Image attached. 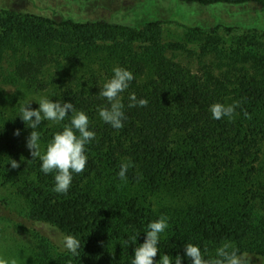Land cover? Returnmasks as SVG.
Here are the masks:
<instances>
[{
  "label": "trees",
  "instance_id": "obj_1",
  "mask_svg": "<svg viewBox=\"0 0 264 264\" xmlns=\"http://www.w3.org/2000/svg\"><path fill=\"white\" fill-rule=\"evenodd\" d=\"M179 1L264 7V0ZM164 23L135 29L103 19L0 11V208L12 217L0 211V220L49 224L81 245L73 256L35 234L30 264H132L147 225L161 215L169 227L156 261L180 255L182 264H191L185 244L214 256L225 241L264 261V28L176 24L184 45L161 42ZM186 43L198 52L195 68L168 53L185 52ZM115 67L134 75L120 94L127 119L119 130L99 116L110 106L99 93ZM132 93L147 106L129 107ZM41 97L71 102L96 134L86 145V168L73 173L66 194L53 190L56 173L42 172L26 146L33 129L20 109L27 101L38 109ZM234 101L240 107L232 120L212 118L211 105ZM71 116L41 121V154ZM9 159L20 167L13 169ZM129 159L124 182L118 172Z\"/></svg>",
  "mask_w": 264,
  "mask_h": 264
},
{
  "label": "clouds",
  "instance_id": "obj_2",
  "mask_svg": "<svg viewBox=\"0 0 264 264\" xmlns=\"http://www.w3.org/2000/svg\"><path fill=\"white\" fill-rule=\"evenodd\" d=\"M114 75L111 79L103 84L100 90V96L106 98L110 106L101 107L99 109L100 118L114 129H121L124 120L127 119L124 112V104L122 103L121 93L128 87L129 83L134 79L131 71L115 67ZM129 107H146L148 101L146 99L137 100L135 93L129 96ZM31 101L25 102L20 109V118L33 129L27 138V148L30 150L33 158L39 157L41 160V171L45 174L55 172L54 191L66 194L73 180V173H82L87 165L88 157L86 155V145L95 139V132L89 130L90 120L84 111H77L71 102H62L57 100L53 102L48 97H41L38 109H32ZM240 107V101H234L231 104L214 103L210 107L212 118L220 120L227 117L232 120L238 113L236 109ZM72 113L69 124L63 126V130L54 134L52 140L47 144L46 151L41 154L40 151V133L36 131L40 127L41 121L62 122ZM246 118H251L247 111H244ZM34 117V119H33ZM20 130L17 129L14 135H19ZM9 163L13 169L19 168L20 164L9 159ZM133 167L131 160L121 163L118 177L121 181L127 182V172ZM169 217L161 215L159 219L147 225L146 239L139 244L134 251V259L132 264H182V257L177 255L174 259L171 255H161L159 261L155 260L160 251L158 245L160 236L169 227ZM55 228V226H52ZM136 240V237H133ZM127 243V241H125ZM80 240L74 235H65L63 237V247L73 256L79 255ZM184 254L190 258L191 264H250L251 257L247 252L241 253L239 249L230 241H225L215 250L213 256L205 248L203 251L198 245L185 244ZM0 264H17L16 259H6L0 257Z\"/></svg>",
  "mask_w": 264,
  "mask_h": 264
},
{
  "label": "rangeland",
  "instance_id": "obj_3",
  "mask_svg": "<svg viewBox=\"0 0 264 264\" xmlns=\"http://www.w3.org/2000/svg\"><path fill=\"white\" fill-rule=\"evenodd\" d=\"M7 10L16 15L38 14L72 17L78 21L103 19L113 23L129 25L135 29L142 28L146 23L162 20L161 42L183 43L184 31L176 24L188 26L210 27L215 24L232 26L254 25L264 28V7L253 3L241 5L212 4L201 6L187 4L179 0H91L66 2L62 0H0V11ZM186 50L168 52L174 59L195 68L197 51L192 44ZM195 61V62H194ZM3 208V207H2ZM0 214L12 220L5 208ZM17 210V209H16ZM18 220V219H17ZM21 226V227H20ZM35 234L42 236L57 251H67L63 247L65 234L49 224L30 222L19 218L18 225L7 220H0V257L16 259L17 264H30V251L35 246ZM250 264H264L254 255Z\"/></svg>",
  "mask_w": 264,
  "mask_h": 264
}]
</instances>
